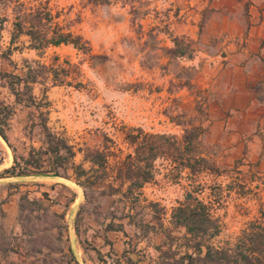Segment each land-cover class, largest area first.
I'll return each mask as SVG.
<instances>
[{
  "label": "rangeland",
  "instance_id": "374dc122",
  "mask_svg": "<svg viewBox=\"0 0 264 264\" xmlns=\"http://www.w3.org/2000/svg\"><path fill=\"white\" fill-rule=\"evenodd\" d=\"M169 1L0 0V48L12 50L10 60L0 55L2 96L11 98L3 72L12 70L14 63L19 72L25 60L40 61L59 72L58 85L47 92L49 126L64 133L76 150L107 147L124 157L131 151L124 136L126 128L141 127L182 141L186 128L199 126L202 133L193 148L209 160L208 170L190 174L186 169L179 173L172 161L158 159L155 178L142 188L143 200L136 209L119 195L100 194L101 189L87 197L73 178L0 175V264H76L74 260L101 264L95 249L121 253L129 248L130 238L139 241L151 264L149 258L156 254L153 244L161 237L153 230L140 231L139 218L151 220L152 209L171 210L187 193L216 210L224 226L222 238L234 241L260 215L264 206L260 118L241 122L232 117L230 125L218 128L210 121L217 80L221 79L215 62L220 66L225 56L236 64L249 59L245 53L225 48H249L247 39L258 16L264 14V0H181L174 15L188 28L172 35L164 33L169 26L167 14L174 10ZM20 10L36 11L44 22L50 12L51 28L59 26L81 35L80 47L51 45L39 54L29 47L27 35L13 39ZM152 22L155 26L146 30ZM174 40L185 55L170 51ZM63 78L65 84H59ZM41 83L36 88L39 96L46 85H52L49 79ZM257 93L264 99L262 85H257ZM31 115L37 117L27 108L16 107L10 139L19 147L28 143L24 128ZM83 158L84 152L78 151L75 163H82ZM12 162V149L0 139V174ZM20 194H29L23 211ZM34 196L42 197L41 207ZM109 223L114 227L123 224L125 233L108 230Z\"/></svg>",
  "mask_w": 264,
  "mask_h": 264
},
{
  "label": "trees",
  "instance_id": "16d2710c",
  "mask_svg": "<svg viewBox=\"0 0 264 264\" xmlns=\"http://www.w3.org/2000/svg\"><path fill=\"white\" fill-rule=\"evenodd\" d=\"M44 19L36 11L22 13L20 10L14 22L13 39L27 35L29 47L39 54L51 45L80 47L81 35L64 31L59 26L51 28L53 16L50 12L46 13V22ZM174 41L175 47L170 51L175 55H185V50H180L181 44ZM86 50L90 52L91 48ZM11 53L10 48L4 51L0 48L1 58L10 60ZM14 68L17 69L16 63L12 70L2 73L11 98L0 94V136L13 152V162L2 171V177L53 175L73 178L84 188L87 197L101 189L100 194L119 195L125 204L130 202L136 209L143 200L142 188L155 178L158 159L172 161L179 173L186 169L190 174H196L209 169L208 158L193 148L199 143L202 133L199 126L186 128L182 141L175 135L148 132L141 127L126 128L124 136L131 151L124 157L114 150H106L107 147H80L76 150L63 133L55 131L48 123L51 101L47 92L51 86L58 85L57 68L29 60H25L21 71ZM41 79L51 80L52 85H46L42 96H39L36 88L42 84ZM59 84H65L64 78ZM17 106L37 114V117L31 115L24 128L28 143L24 142L21 147L10 139ZM78 151L84 152L82 163H75ZM85 162L90 163L89 168L84 167ZM28 195H19L21 211L26 208ZM33 200L39 207L43 205L42 197L34 196ZM151 205L156 206V203L151 202ZM82 209L83 205L79 213ZM78 218L76 229L80 235ZM154 221L159 224L158 227L153 224ZM137 225L143 233L153 230L156 236L161 237L159 243L153 244L156 254L149 258L151 264H264V206L260 215L250 220L234 241L222 238L224 226L216 210L193 193H187L185 200L169 211L165 207L152 209L151 220L142 216ZM109 229L125 231L123 224L114 227L109 223ZM105 239L110 243L107 237ZM128 244L129 248L122 253L104 254L95 249L97 258L101 264H148V256L139 247V241L130 238ZM74 262L79 264L76 260Z\"/></svg>",
  "mask_w": 264,
  "mask_h": 264
},
{
  "label": "crops",
  "instance_id": "0c3cea01",
  "mask_svg": "<svg viewBox=\"0 0 264 264\" xmlns=\"http://www.w3.org/2000/svg\"><path fill=\"white\" fill-rule=\"evenodd\" d=\"M171 1L173 3L171 7L174 10L167 14L165 23H169V26L168 31L165 30L164 33L168 35H172L173 32L185 33V28L188 26L181 22L182 19L174 15L181 0H170L169 2L171 3ZM148 25L145 26L146 30L148 27L155 26V23L152 22ZM190 31L192 32V29ZM247 41L249 48H225L226 51L237 50V52L245 53L249 58L247 61L244 60L236 64L233 61L229 62L228 56H225L223 57L225 62L220 66H218V62H215L216 68L219 67V71L221 70L218 71L221 79L217 80L219 86L214 94L216 102L210 122L212 126L218 128L230 125L232 117H235L234 120L240 118L241 122H244L245 119L260 118L261 131L264 132V99H259L257 93L258 84L264 87V14L258 16L257 23L251 28ZM234 70L238 73L237 77L234 76ZM0 139L5 143L1 136ZM262 142L264 144V139ZM119 232L125 233V231Z\"/></svg>",
  "mask_w": 264,
  "mask_h": 264
},
{
  "label": "water",
  "instance_id": "95a60500",
  "mask_svg": "<svg viewBox=\"0 0 264 264\" xmlns=\"http://www.w3.org/2000/svg\"><path fill=\"white\" fill-rule=\"evenodd\" d=\"M5 141V140H4ZM6 142V141H5Z\"/></svg>",
  "mask_w": 264,
  "mask_h": 264
}]
</instances>
